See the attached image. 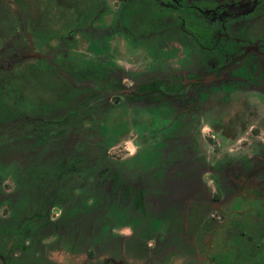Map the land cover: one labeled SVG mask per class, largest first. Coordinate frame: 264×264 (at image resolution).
<instances>
[{"label": "rangeland", "instance_id": "374dc122", "mask_svg": "<svg viewBox=\"0 0 264 264\" xmlns=\"http://www.w3.org/2000/svg\"><path fill=\"white\" fill-rule=\"evenodd\" d=\"M73 5L77 11H84L87 6L86 3H73L72 0H0V56L5 61L3 67L11 66L10 62L16 57L15 51L19 49L23 57L29 59L23 65L27 80L23 91L28 98L23 107L31 108L33 103L40 100L48 102L53 98L56 91L52 85L60 86L61 80L54 76L51 66L60 67L61 75L68 82L72 80L73 83H69L73 86L84 81L85 85L104 87L113 85V73L110 71L115 68L123 91L133 89L137 92L154 89L158 92L157 85L163 82L180 81V77L195 74L196 68L193 66L201 59V52L188 40H174L170 37V40L164 41L165 35L161 36V43L152 49L141 36L125 35L118 29L110 34L105 32L110 19L102 15L91 22L78 18L77 14H73ZM231 16L225 14L221 20L226 21ZM248 24L249 27L245 29H250H242L243 32L264 37V18ZM145 26L144 23L139 26L141 31H146ZM187 28L194 29L200 36L216 39L211 35L216 34L212 26L205 30L201 25L188 24ZM217 39H220L219 35ZM33 54L39 57H33ZM38 71L39 77L35 79ZM68 74L72 75V79ZM229 83L230 88L225 89L228 93H232L235 87L248 85L232 79ZM100 87L88 96H79L83 99L82 104L76 100L70 104L62 112L65 114L63 123L54 126V132L59 129L64 132H72L74 129L84 131L85 134L79 139L78 151L86 156L96 154L97 146L103 142L106 166L111 170V176L118 179V190H126L120 198V201L126 203L116 204L122 210L129 208L134 191L141 192L143 200L149 201L153 192L171 189L174 180L190 184L194 190L197 188L196 182L202 177L215 193L210 171L226 165L223 160L227 156H257L255 154H259L260 145L264 143L263 95L256 97L247 91L240 94L239 99L235 96L236 99H230V95L221 93L216 94L214 100L203 107L201 102L207 103L208 99L199 93L197 111L201 115L192 127L179 133L175 127L184 120L190 123L194 116L167 115L166 111L170 109L165 101H160L157 109L158 115L162 117L150 118L151 114H156L154 108L150 109L148 105V108H141L132 104L137 100L128 94L126 98L118 94L117 102L106 93L107 90L101 92ZM153 99L157 98L149 97L142 102L147 104ZM105 102L108 104L104 105ZM176 105L182 112L189 113L192 107L196 109L193 100L185 97ZM178 117L180 120H177ZM39 130L44 138L53 135L47 128ZM13 188V182L6 177L1 183L0 193H10ZM188 197V194L183 195L186 198L183 201H188ZM183 201L180 199L179 202ZM178 205L170 207L173 218L177 216ZM250 210L253 212L255 209L250 207ZM60 211L61 208L52 205L51 220H55ZM9 214L6 202H0V218ZM210 214L217 217L216 222L222 224V217L218 218L219 215L214 211ZM186 224V221L182 224L184 228ZM111 225L114 226L111 229L114 235L123 238L131 236L128 225ZM224 225L230 236L225 230L219 231L216 228L214 231L218 232H214L208 242L211 251L220 252L224 264H264V258L261 259L259 255L261 252L255 248L256 240H253L256 235H264L260 229L264 225L258 226L250 218L240 223L243 232L249 229L245 235L251 239L240 235L236 237V231L231 229L236 225L233 219ZM190 232L194 233V229ZM205 234L206 237L210 235L209 232ZM53 235L43 243L53 241ZM257 244L264 249V239ZM235 253H239L242 258L233 259ZM86 258L85 253L76 256L54 253L48 261L49 264H85ZM6 261L7 257L0 253V264H6Z\"/></svg>", "mask_w": 264, "mask_h": 264}, {"label": "flooded vegetation", "instance_id": "af4514ba", "mask_svg": "<svg viewBox=\"0 0 264 264\" xmlns=\"http://www.w3.org/2000/svg\"><path fill=\"white\" fill-rule=\"evenodd\" d=\"M72 1L73 3L87 4L84 7L87 10L84 9V11H77V7L72 6L73 14H77L78 18L90 22L98 19L101 15L104 18H109V26L105 29V32L109 34L118 29L125 35L141 36L152 49L161 43V36L166 35L164 41L170 40V37L174 40L175 38L188 40L198 52H201V59L195 65L193 64V67L196 68L195 74L191 77H180V81L163 82L157 85L158 92L155 89L146 92H137L133 89L123 91L115 68L110 71L113 73V85L105 87L98 85L102 86L100 87L101 92L107 90L106 93L117 102L118 94L124 98L128 94L130 98L137 100L132 104L139 105L141 108H148V106L150 109L154 108L158 115V104L160 101H165L170 110L166 111L168 114H164L170 116L190 114L192 116L189 118L195 117L191 119L190 123L182 119L183 123H179L175 127L176 132H185L197 122L201 115L197 111L199 93L208 99L207 103L201 102L203 107L214 100L216 94L221 93L230 95V99H236L235 97L239 99V95L245 94L247 91L256 97L264 96V37L250 35L248 32L242 31L249 27L248 23L264 18V0ZM225 14L232 16L227 17L226 21H222ZM143 23L146 25L144 32L139 27ZM188 24L201 25L205 30L212 26L216 34L211 35L216 39L200 36L194 29H188ZM95 30L97 31V29ZM218 35L220 39H217ZM15 52L16 57L10 63L27 60L21 54L20 49ZM1 62L5 61L0 56ZM223 75H227V77L224 78ZM231 79L238 80L239 84L247 83L248 85L232 87L234 88L232 93H228L225 89L230 88ZM115 80L117 81L115 82ZM70 81L73 83L72 80ZM98 86L85 85L84 81H80L78 86L74 84L73 87L78 89L80 96H88ZM90 89L92 90L90 91ZM85 92L88 93L84 94ZM149 97L157 99L150 100L147 104L142 102ZM184 97L192 99L196 109L192 107L189 113L178 110L176 102H182ZM107 104V102L104 103V105ZM254 109L262 110V108ZM149 112L151 111L149 110ZM149 112L148 114H151ZM171 120L174 118L171 117ZM177 120H180V117ZM165 130L167 131V126ZM255 155L257 156H227L223 160L226 165L217 166L215 170H211L210 177H212L215 186V193L211 191L202 177L200 178L201 184L198 186L196 182L197 188L194 190H192V185L176 180L171 186L178 184L179 187L171 188L173 192L170 189L165 190L169 191L167 193L170 197H168L169 202L180 201L183 195L188 194V201H183L186 204L185 207L195 203L202 210L203 219L199 222L203 224V227L198 226L197 229H194V233L187 232V235L182 234L176 237V233L173 231L166 236H161L157 231L155 235L146 232L145 236L138 237L133 236L131 230V236L120 237V244L110 246L111 250H106L107 252L98 255L86 253L85 264H224V261H221L222 257L219 256L220 252L211 251V244H208L214 232L225 230V233L230 236L226 230L227 224L224 226L223 224L233 219L236 225L231 229L236 231L234 232L236 237L240 235L243 238L251 239L245 235L249 229L243 232L240 223H245L250 218L258 226L264 225V143L260 145L259 154ZM165 191L153 192L151 199L147 201L151 208L158 210V213L173 206L169 203L161 205L157 198L158 194L161 196V193ZM250 207L255 210L252 212ZM212 211L219 215L218 218L222 217V224L216 222L217 217L210 214ZM196 218L198 217L196 216ZM216 228L218 230L214 231ZM260 229L264 231L263 227ZM205 232H209L210 235L206 237ZM261 239H264L263 234L253 238L256 240L255 248L261 252L259 255L262 259L264 258V249L262 250V247L257 244ZM17 255V253L4 254L7 257L6 264H16ZM240 256L239 253H235L233 259L242 258ZM48 260L50 261V258L47 259L46 264H49Z\"/></svg>", "mask_w": 264, "mask_h": 264}, {"label": "trees", "instance_id": "16d2710c", "mask_svg": "<svg viewBox=\"0 0 264 264\" xmlns=\"http://www.w3.org/2000/svg\"><path fill=\"white\" fill-rule=\"evenodd\" d=\"M27 61H15L10 67L0 63V186L6 177L14 184L10 193H0V202H6L10 209L7 217L0 218L1 254L17 253L15 261L20 264H46L54 253H104L120 244V237L111 231L113 223L128 225L138 237L157 231L161 236L173 231L178 237L203 227L198 205L185 207L178 200L171 203L169 191L157 198L161 205L179 203L175 218L170 207L161 213L151 208L138 191L132 193L129 208H118L116 204L126 203L120 201L126 190H118V179L106 166L103 142L96 154L86 156L78 151L84 131L54 132V126L64 119L62 112L75 100L82 104L78 89L61 75L60 67L51 66L54 76L61 80L60 86L52 85L56 91L53 98L23 107L28 101L23 91L27 82L23 65ZM40 128H47L53 135L44 138ZM197 183L199 186L201 181ZM52 205L61 208L55 220L50 218ZM51 234L55 239L44 244Z\"/></svg>", "mask_w": 264, "mask_h": 264}, {"label": "water", "instance_id": "95a60500", "mask_svg": "<svg viewBox=\"0 0 264 264\" xmlns=\"http://www.w3.org/2000/svg\"><path fill=\"white\" fill-rule=\"evenodd\" d=\"M32 56H33V57H39V55H36V54H33ZM40 57H41V56H40Z\"/></svg>", "mask_w": 264, "mask_h": 264}]
</instances>
